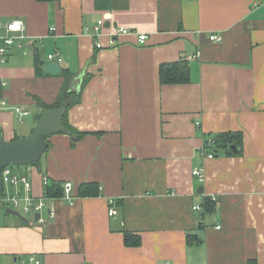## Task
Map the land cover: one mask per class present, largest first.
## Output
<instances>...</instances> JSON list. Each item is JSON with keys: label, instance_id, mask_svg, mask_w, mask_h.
Listing matches in <instances>:
<instances>
[{"label": "crops", "instance_id": "0c3cea01", "mask_svg": "<svg viewBox=\"0 0 264 264\" xmlns=\"http://www.w3.org/2000/svg\"><path fill=\"white\" fill-rule=\"evenodd\" d=\"M11 20L24 29L0 61L1 140L36 127L63 71L68 88L82 75L66 118L87 134L74 144L53 134L38 164L13 168L43 200L37 211L7 200L22 185L2 184L0 264H264V0H0V36ZM51 53L58 74L45 67ZM179 60L188 82L161 84L159 65ZM223 131L242 133L240 153L205 157L203 135ZM45 178L61 196H45ZM85 182L99 193L79 196ZM205 197L214 209L194 210Z\"/></svg>", "mask_w": 264, "mask_h": 264}, {"label": "trees", "instance_id": "16d2710c", "mask_svg": "<svg viewBox=\"0 0 264 264\" xmlns=\"http://www.w3.org/2000/svg\"><path fill=\"white\" fill-rule=\"evenodd\" d=\"M40 71L39 69H37ZM61 75L65 76L67 81L65 86L63 87V90L57 100L53 104H44L40 103V106L45 108H53L58 106L61 101L68 96L72 95L71 92L68 91V79H70V75L66 72H61ZM158 75L159 80L161 84H174V83H185L189 80V68L187 61L185 60H179L176 62H170V63H161L159 65L158 69ZM79 98V92L74 94V99L70 103L68 107H70L73 103L77 102ZM68 110V109H67ZM67 111L64 113L62 122L64 126L68 129V136L70 137V141L72 144L80 140L84 135L87 134V131L79 130L73 126H71L66 118ZM17 139V138H16ZM49 141V140H48ZM50 142L49 146L50 147ZM207 150L210 149L215 155L222 151L224 155L226 156H233L237 155L241 151L242 147V133L239 131H223L219 133H208L203 135V144H202ZM234 147V149H232ZM47 148V149H48ZM46 149V150H47ZM39 160L36 162H32L30 164L35 165L38 164ZM12 168L19 167L10 165ZM44 188L43 192L46 197H59L62 194V184L60 182H56L52 179L45 178ZM4 189V186L1 185L0 188V195L2 194ZM78 195L79 196H96L99 193V185L97 183L93 182H85L81 183L78 186ZM214 203L211 198L205 197L202 205H203V213H207L209 211H212L214 209ZM198 238L194 235H187V243L191 244L192 242H198ZM124 243L126 245L136 246L140 244V237L138 235H135L131 232L125 231L124 232ZM249 264H255L254 262H249Z\"/></svg>", "mask_w": 264, "mask_h": 264}, {"label": "water", "instance_id": "95a60500", "mask_svg": "<svg viewBox=\"0 0 264 264\" xmlns=\"http://www.w3.org/2000/svg\"><path fill=\"white\" fill-rule=\"evenodd\" d=\"M45 67L52 74L60 72V65L56 62L47 61L45 62ZM81 81V74L73 77L68 88V91L72 95L63 99L56 107L43 109L36 127L28 135L11 141H0V171L5 166H23L40 160L49 146L48 139L50 136L57 133H68V129L64 126L62 118L73 101L74 94L79 92ZM1 185L2 178L0 175V188ZM7 212L27 222V219L16 210L8 208ZM38 216L39 214L36 213V220Z\"/></svg>", "mask_w": 264, "mask_h": 264}, {"label": "built area", "instance_id": "2783aa9c", "mask_svg": "<svg viewBox=\"0 0 264 264\" xmlns=\"http://www.w3.org/2000/svg\"><path fill=\"white\" fill-rule=\"evenodd\" d=\"M103 25H104L103 19H99L96 25L94 26L95 32H100V29L103 27ZM4 27H5L6 34L0 36L1 37L0 38L1 39L0 41V61H3L5 59L7 48L15 43V37L11 33L19 32L24 29L23 23L20 20H11L7 22L4 25ZM53 29L54 28L51 27V30ZM119 32L126 33L129 31L125 28H120ZM20 37L22 36L20 35ZM216 38H217L216 35H210V39H216ZM145 39H146L145 34H140L137 36V41L139 43H143ZM95 45L97 47H101V44L98 42H95ZM190 57H195V54L191 55ZM47 60L48 61L55 60L57 63H61L63 59L59 55L55 53H51L47 55ZM5 84H6L5 81L0 80V85L4 86ZM0 102L2 105L6 104V101L3 98L0 99ZM15 111L16 113H19L20 115L28 114L27 111H21L20 107H15ZM0 141H1V136H0ZM200 152L207 158H213L215 156V154L212 151H210V149L207 150L203 145L200 148ZM193 174L199 177H202V170L200 168H196L193 170ZM0 175L2 178V184L13 185V186H17L19 184L22 185V188L25 193L23 196H21L18 192H16V194H12L7 197V200L10 201L14 206L18 205L20 201H23L24 211H30V210L37 211L39 208L42 207L43 205L42 199L36 200L31 195L28 194L31 188V182L29 181L27 176L15 173L11 166L3 167L0 171ZM45 180L46 179H44V182ZM71 187H72L71 182L64 183V198L67 201H70L72 199L71 194H70ZM193 209L202 210L203 206L201 203H195L193 204ZM114 213H115V210L111 208L109 210V215H112ZM29 262H30L29 264H41V261L34 255L29 257Z\"/></svg>", "mask_w": 264, "mask_h": 264}, {"label": "rangeland", "instance_id": "374dc122", "mask_svg": "<svg viewBox=\"0 0 264 264\" xmlns=\"http://www.w3.org/2000/svg\"><path fill=\"white\" fill-rule=\"evenodd\" d=\"M20 167H22V166H20ZM16 169V168H15Z\"/></svg>", "mask_w": 264, "mask_h": 264}]
</instances>
